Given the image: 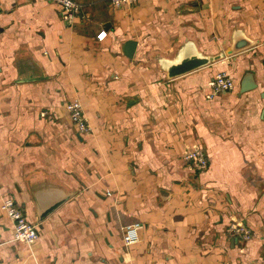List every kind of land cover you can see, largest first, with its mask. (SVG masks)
I'll list each match as a JSON object with an SVG mask.
<instances>
[{"label": "crops", "instance_id": "crops-1", "mask_svg": "<svg viewBox=\"0 0 264 264\" xmlns=\"http://www.w3.org/2000/svg\"><path fill=\"white\" fill-rule=\"evenodd\" d=\"M75 1L69 22L50 0H0V264H264V0ZM234 28L256 44L171 80L154 61L185 38L219 53ZM222 70L235 87L210 98ZM249 70L258 86L241 93ZM196 148L205 170L184 162ZM7 195L38 224L31 246L14 240ZM235 224L251 238L234 242Z\"/></svg>", "mask_w": 264, "mask_h": 264}, {"label": "built area", "instance_id": "built-area-1", "mask_svg": "<svg viewBox=\"0 0 264 264\" xmlns=\"http://www.w3.org/2000/svg\"><path fill=\"white\" fill-rule=\"evenodd\" d=\"M60 5L63 17L67 21H73L82 13V5L75 0H50ZM137 0H111L114 7L132 4ZM107 32L101 31L97 38L103 40ZM211 88L210 98L217 94L230 91L235 87L233 75L228 70L218 72L209 83ZM71 122L80 135L91 134L93 128L88 121L84 106L79 99L70 100L67 103ZM184 162L189 169L205 170L210 165L209 155L203 148L187 150L183 155ZM1 211L12 221L14 240L31 246L39 238V228L36 222L30 221L23 207L13 195H7L1 202ZM140 223L129 224L124 227L123 240L126 246H131L140 240ZM230 233L237 238L249 240L252 236L250 230L244 225L235 224L230 227Z\"/></svg>", "mask_w": 264, "mask_h": 264}, {"label": "water", "instance_id": "water-1", "mask_svg": "<svg viewBox=\"0 0 264 264\" xmlns=\"http://www.w3.org/2000/svg\"><path fill=\"white\" fill-rule=\"evenodd\" d=\"M71 22V21H69ZM125 54L132 57L136 49V41L128 40L126 43ZM256 41L245 34L243 28H234L232 32V43L229 48L222 50L219 53H211L203 50L198 46L197 42L192 38H185L177 47L172 51L171 56L158 54L154 56V61L158 64L160 70L166 75L167 80L174 79L182 76L199 68L216 63L227 56H233L240 53L253 45ZM34 78H19L20 82L30 80L43 79L42 76H33ZM241 93L255 89L258 85L255 81L252 71H248L240 83ZM72 192L66 193L63 197L57 199L53 204L43 207L42 211L38 214V222H42L52 212L64 204L71 196ZM239 238L234 237L233 241L238 243Z\"/></svg>", "mask_w": 264, "mask_h": 264}]
</instances>
